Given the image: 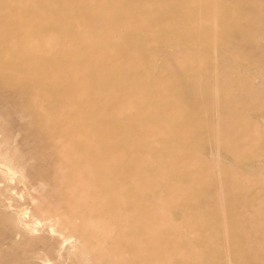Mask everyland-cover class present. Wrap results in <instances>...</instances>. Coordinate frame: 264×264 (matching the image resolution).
I'll return each instance as SVG.
<instances>
[{
    "label": "rangeland",
    "instance_id": "1",
    "mask_svg": "<svg viewBox=\"0 0 264 264\" xmlns=\"http://www.w3.org/2000/svg\"><path fill=\"white\" fill-rule=\"evenodd\" d=\"M0 264H264V0H0Z\"/></svg>",
    "mask_w": 264,
    "mask_h": 264
},
{
    "label": "bare ground",
    "instance_id": "2",
    "mask_svg": "<svg viewBox=\"0 0 264 264\" xmlns=\"http://www.w3.org/2000/svg\"><path fill=\"white\" fill-rule=\"evenodd\" d=\"M199 25V24H198ZM18 169V168H17ZM213 169V168H212ZM1 171H4V170H1ZM216 173H218V172H216ZM3 174H5V175H7L8 176V174H7V172H4ZM8 181V180H7ZM11 181V180H10ZM8 190V189H7ZM20 213V212H19ZM21 215H22V213H20ZM20 214H19V216H20ZM18 218V217H17ZM20 219V218H19ZM219 220V219H218ZM20 223H23V226L25 225L26 226V224L24 223V222H20ZM22 225V224H21ZM28 225V224H27ZM24 226V227H25ZM26 228V227H25ZM28 228H29V226H28ZM31 230V229H30ZM52 231V230H51ZM68 237V236H67ZM66 237V238H67ZM70 238V237H69ZM71 240V239H70ZM73 241H75V239L73 240ZM72 241V242H73ZM69 242V241H68ZM63 244V243H62ZM64 245V244H63ZM68 248H69V246H68ZM228 248V247H227ZM66 253V252H65ZM57 259H60V258H57ZM61 260V259H60Z\"/></svg>",
    "mask_w": 264,
    "mask_h": 264
}]
</instances>
